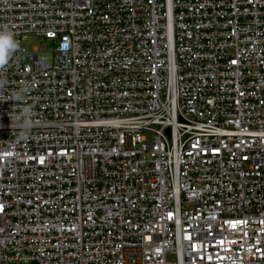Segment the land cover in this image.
<instances>
[{"label":"built area","instance_id":"2783aa9c","mask_svg":"<svg viewBox=\"0 0 264 264\" xmlns=\"http://www.w3.org/2000/svg\"><path fill=\"white\" fill-rule=\"evenodd\" d=\"M4 24L0 264H264V0H0Z\"/></svg>","mask_w":264,"mask_h":264},{"label":"clouds","instance_id":"9594fccd","mask_svg":"<svg viewBox=\"0 0 264 264\" xmlns=\"http://www.w3.org/2000/svg\"><path fill=\"white\" fill-rule=\"evenodd\" d=\"M20 51V42L16 39V33L6 24L0 25V88H3L7 84L6 76L4 75V69L9 62ZM27 91L26 88H21L13 95V99L22 101L24 94ZM31 110L24 108L20 115L17 117L18 121H22L20 127L25 129V132L31 127ZM19 139H26V135L22 133Z\"/></svg>","mask_w":264,"mask_h":264},{"label":"rangeland","instance_id":"374dc122","mask_svg":"<svg viewBox=\"0 0 264 264\" xmlns=\"http://www.w3.org/2000/svg\"><path fill=\"white\" fill-rule=\"evenodd\" d=\"M41 43L46 44V40H44L41 37H36V36H31L27 38V40L24 42L25 46L27 49H31L33 46H38ZM45 56H47L49 59H52V54L50 52H44L43 53Z\"/></svg>","mask_w":264,"mask_h":264}]
</instances>
